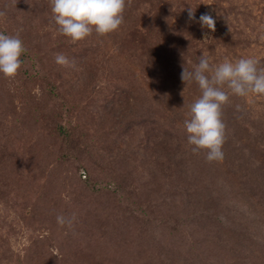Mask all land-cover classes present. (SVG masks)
I'll return each mask as SVG.
<instances>
[{
  "label": "rangeland",
  "instance_id": "374dc122",
  "mask_svg": "<svg viewBox=\"0 0 264 264\" xmlns=\"http://www.w3.org/2000/svg\"><path fill=\"white\" fill-rule=\"evenodd\" d=\"M123 17L72 41L52 0H0L26 49L0 75V264H264V95L229 94L209 162L181 78L201 55L264 69V0H125Z\"/></svg>",
  "mask_w": 264,
  "mask_h": 264
},
{
  "label": "clouds",
  "instance_id": "9594fccd",
  "mask_svg": "<svg viewBox=\"0 0 264 264\" xmlns=\"http://www.w3.org/2000/svg\"><path fill=\"white\" fill-rule=\"evenodd\" d=\"M125 0H52L53 18L58 31L72 41H81L93 31L99 35L115 32L122 25ZM189 18L195 19L189 10ZM198 22L210 31L215 30V19L202 14ZM26 51L19 35L0 32V75L14 78L22 66L21 56ZM55 63L75 68L63 54H56ZM185 82H195L201 95L190 105V119L185 121L187 142L193 152H204L209 162L224 159L226 125L222 120V108L229 102V94L245 97L249 93L264 95V69L258 68L253 58H240L235 62L225 60L210 65L201 55L193 71L183 68ZM227 86L229 91L224 90ZM61 225L71 224L70 219L58 216Z\"/></svg>",
  "mask_w": 264,
  "mask_h": 264
}]
</instances>
